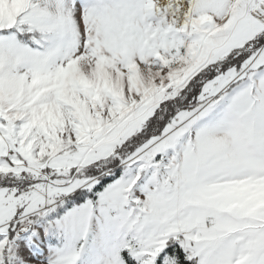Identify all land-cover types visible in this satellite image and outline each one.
Instances as JSON below:
<instances>
[{
	"label": "snow or ice",
	"instance_id": "6c2138e0",
	"mask_svg": "<svg viewBox=\"0 0 264 264\" xmlns=\"http://www.w3.org/2000/svg\"><path fill=\"white\" fill-rule=\"evenodd\" d=\"M0 264H264V0H0Z\"/></svg>",
	"mask_w": 264,
	"mask_h": 264
}]
</instances>
